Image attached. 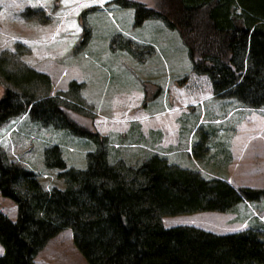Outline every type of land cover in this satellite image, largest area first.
Segmentation results:
<instances>
[{"label": "trees", "instance_id": "16d2710c", "mask_svg": "<svg viewBox=\"0 0 264 264\" xmlns=\"http://www.w3.org/2000/svg\"><path fill=\"white\" fill-rule=\"evenodd\" d=\"M112 3L132 7L136 27L160 19L175 30L190 71L207 76L214 96L264 107V0H154L152 7L130 0ZM15 55L0 53V125L26 114L39 125L87 138L96 149L79 170L66 168L58 146L47 147L45 166L60 171L64 188L46 190L0 148V195L16 205L14 221L0 210V264H35L36 254L65 229L87 264H264V239L257 231L215 234L162 225L167 216L232 212L242 201L264 198V189L207 179L157 154L137 164L111 159L107 139L65 113H82L81 86L71 82L68 91L51 96L49 76ZM205 152L203 141L192 148L195 160Z\"/></svg>", "mask_w": 264, "mask_h": 264}, {"label": "rangeland", "instance_id": "374dc122", "mask_svg": "<svg viewBox=\"0 0 264 264\" xmlns=\"http://www.w3.org/2000/svg\"><path fill=\"white\" fill-rule=\"evenodd\" d=\"M130 1L154 5V0ZM133 17L132 7L121 8L112 0H0V53H16V61L47 74L51 96L68 91L71 82L79 84L83 111L65 113L78 126L105 137L111 159L137 164L157 154L207 179L264 189V107L246 112L233 102L215 101L207 78L190 72L177 32L160 19L136 27ZM159 128L164 139L161 132L157 143L154 131ZM180 129L192 133V148L205 143L204 158L195 160L186 152L188 144L176 146L184 138ZM138 133L142 139L136 142ZM50 146L59 147L66 168L79 170L86 167L87 153L96 149L91 140L39 125L26 114L0 125V148L7 159L31 171L43 189H63L60 171L44 163V150ZM0 210L16 219L15 203L1 195ZM162 225L194 226L215 234L250 229L264 239V198L242 201L232 212L167 216ZM34 262L87 264L70 229L50 238Z\"/></svg>", "mask_w": 264, "mask_h": 264}, {"label": "crops", "instance_id": "0c3cea01", "mask_svg": "<svg viewBox=\"0 0 264 264\" xmlns=\"http://www.w3.org/2000/svg\"><path fill=\"white\" fill-rule=\"evenodd\" d=\"M166 26V25H165ZM167 27V26H166ZM159 30H162L161 28L159 29ZM158 33V32H157ZM160 33V32H159ZM161 35V34H160ZM191 72V71H190ZM192 73V72H191ZM192 74H194V73H192ZM194 75H196V76H199V77H202V79H204V80H206V78H207V76H205V75H197V74H194ZM207 80H208V82H209V84H210V81H209V79L207 78ZM207 82V81H206ZM207 84V83H206ZM208 86V85H207ZM210 87H211V84H210ZM209 91H211V93H212V88L209 90ZM212 97H213V99L215 100V101H224L225 103H224V105H228V106H230V103H228V102H233V103H235V105L236 106H238V107H236V108H242L241 110L242 111H246V112H251V110H258V108H249V107H246V106H243L242 104H240L238 101H236L235 99H233V98H220V97H217V96H214L213 94H212ZM227 100V101H226ZM152 102H154V101H152ZM144 108H145V106H144ZM151 113H153V112H151ZM157 113H154L153 115H156ZM156 116H158V115H156ZM156 116H154V117H156ZM190 127H192V124H191V126ZM160 129V132L159 131H154L156 134H158L159 136H158V139H157V143H159V140L161 139L162 140V134H163V139H164V130H162L161 128H159ZM136 130H139V127H137L136 128ZM181 130V129H180ZM182 131V133H183V137L184 138H180V141L178 142V144L176 145L177 147L178 146H182V145H187L188 144V147H189V149L187 148L186 149V152L187 153H190V152H192V150L190 149V147L192 148V145H190V140H191V135H192V133L188 136V134L187 135H185V131L184 130H181ZM194 131V128L192 129V132ZM161 132H162V134H161ZM205 135V134H204ZM138 138L139 139H137L136 140V142H139V140H141L142 139V136L138 133ZM160 140V141H161ZM183 141V142H182ZM181 142V143H180ZM233 152H235V151H233ZM232 154V153H231ZM152 155V154H151ZM167 159V158H166ZM142 161V160H141Z\"/></svg>", "mask_w": 264, "mask_h": 264}]
</instances>
